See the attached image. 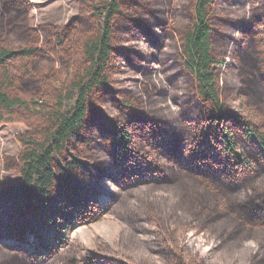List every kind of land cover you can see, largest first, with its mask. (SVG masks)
I'll return each mask as SVG.
<instances>
[{
  "label": "trees",
  "instance_id": "16d2710c",
  "mask_svg": "<svg viewBox=\"0 0 264 264\" xmlns=\"http://www.w3.org/2000/svg\"><path fill=\"white\" fill-rule=\"evenodd\" d=\"M77 2L0 0V264H264V0ZM106 212L110 244L69 237Z\"/></svg>",
  "mask_w": 264,
  "mask_h": 264
},
{
  "label": "rangeland",
  "instance_id": "374dc122",
  "mask_svg": "<svg viewBox=\"0 0 264 264\" xmlns=\"http://www.w3.org/2000/svg\"><path fill=\"white\" fill-rule=\"evenodd\" d=\"M31 21L33 24L40 22H49L53 24H65L74 19L78 13L77 0H31ZM141 43V42H139ZM143 44V43H142ZM141 47L143 48V45ZM146 50V47L145 49ZM173 112L177 111L176 107L171 105ZM26 127L21 123L0 124V182H9L17 178V173L11 170H4V156L16 155L20 150V144L16 135L23 133ZM102 185L111 190L108 181H102ZM100 201L104 200L103 196L99 197ZM123 225V220L111 212H106L103 218L96 222L74 224L68 230V235L75 238L84 247L91 248L94 241L99 240L110 244L116 237L119 229ZM51 231L45 230L44 233L50 236ZM29 240L32 236L28 235ZM186 242L195 248H201L206 251L210 247L209 239L201 233L191 231L188 233Z\"/></svg>",
  "mask_w": 264,
  "mask_h": 264
}]
</instances>
